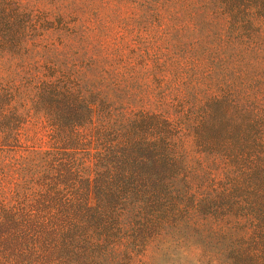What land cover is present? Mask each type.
Returning <instances> with one entry per match:
<instances>
[{"label":"trees","instance_id":"16d2710c","mask_svg":"<svg viewBox=\"0 0 264 264\" xmlns=\"http://www.w3.org/2000/svg\"><path fill=\"white\" fill-rule=\"evenodd\" d=\"M152 245L264 264V0H0V264Z\"/></svg>","mask_w":264,"mask_h":264},{"label":"rangeland","instance_id":"374dc122","mask_svg":"<svg viewBox=\"0 0 264 264\" xmlns=\"http://www.w3.org/2000/svg\"><path fill=\"white\" fill-rule=\"evenodd\" d=\"M65 6V4L63 5ZM156 247L154 245L150 246L148 250L138 258V264H163L164 257H158L154 256V251Z\"/></svg>","mask_w":264,"mask_h":264}]
</instances>
